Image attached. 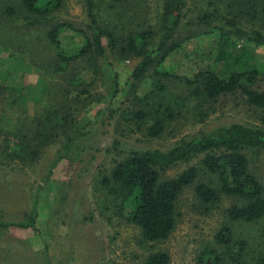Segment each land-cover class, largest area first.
Returning a JSON list of instances; mask_svg holds the SVG:
<instances>
[{
    "label": "rangeland",
    "instance_id": "obj_1",
    "mask_svg": "<svg viewBox=\"0 0 264 264\" xmlns=\"http://www.w3.org/2000/svg\"><path fill=\"white\" fill-rule=\"evenodd\" d=\"M162 1L141 3L153 25ZM212 2L207 0L198 8L214 10ZM228 4V0L219 4L221 12L229 11ZM9 6L17 10L13 18L6 15ZM55 15V22L65 20L87 30L81 0H64ZM22 16L18 0H0V264H144L157 251L168 253L170 264H214V257L206 252L219 251L216 236L230 221L227 210L241 202L226 195L216 205L200 200L195 192L200 183L216 185L214 176L203 169V156L165 175V179L174 178L191 166L200 171L196 183L180 196L176 229L163 242L142 245L140 230L116 214L99 182L134 151H167L182 140L235 123L264 127V108L251 104L242 90L203 100L177 77L162 80L166 91H156L154 68L134 89L132 74L141 58L121 59L109 50L98 62V74L87 58L57 70L55 48L46 37L50 27L27 29ZM240 22L264 32L263 21L245 16ZM190 31L182 28L178 33L182 48L159 67L163 72L192 78L199 69L212 65L218 35L193 30L200 31L199 36L183 41ZM84 44L80 33L66 30L61 34L62 48L69 55ZM234 54L236 62L239 59L264 73V48L237 39ZM252 89L264 93V75ZM159 101L164 107L171 105L174 118L160 137L151 138L146 134L147 124L139 127L127 121L128 112L150 110ZM48 110L72 114L68 135L42 149L33 163H23L13 153L21 151L22 135L33 127L34 117L41 118ZM246 153L252 173L264 186V151ZM31 216L36 218V229L27 228ZM230 226L234 241L247 243L249 258L264 252V218Z\"/></svg>",
    "mask_w": 264,
    "mask_h": 264
},
{
    "label": "trees",
    "instance_id": "obj_2",
    "mask_svg": "<svg viewBox=\"0 0 264 264\" xmlns=\"http://www.w3.org/2000/svg\"><path fill=\"white\" fill-rule=\"evenodd\" d=\"M18 1L23 11L24 27H50L46 37L55 48L57 70L63 64L87 58L95 74H98V62L107 57L109 50L121 59L141 58L132 74L131 86L134 89L154 68L153 76L158 78L154 82L156 91L165 92L167 86L162 80L177 77L203 100H216L242 90L251 104L264 108V93L252 89L264 73L258 67L250 69L239 59L236 62L234 54L237 39L264 48L262 29L245 28L240 22L245 16L249 20L264 22V0H228L227 13L221 12L224 9L220 6L225 0H213L216 5L214 10L207 6L198 8L207 0H196L199 4H195L194 0H163L155 25L149 22L141 4L147 0H81L86 31L65 20L55 22L58 20L55 13L63 8L64 0ZM5 12L11 18L17 15V10L11 6ZM182 28L191 30L183 41L199 36L200 31L193 30L205 29L208 35H218L212 65L199 69L192 78L168 74L159 68L182 48L183 42L177 40ZM66 30L80 33L85 38V44L76 54L69 55L62 48L61 34ZM45 113L41 118L34 117L32 129L22 135L21 151L13 153L23 163L39 159L42 149L57 142L70 128L71 113L58 110ZM128 115V122L135 121L139 127L147 124L146 134L151 138L160 137L167 122L174 118L171 105L164 107L161 101L150 110L142 108L128 112ZM114 148H119L118 141ZM255 150L264 151V127L235 123L212 134L202 133L182 140L167 151H134L118 162L111 176L103 177L99 186L106 192L105 198L116 209V214L125 217L140 230L142 245L163 242L176 229L180 196L196 183L200 171L191 166L174 178L165 179V175L179 164L203 156V169L214 176L216 185L213 186L212 182L200 183L195 190L200 200L206 205H216L222 195H226L241 202L227 210L230 221L216 236L219 251L209 250L206 254L214 257V264H264V252L249 258L247 243L234 241L230 226L234 222L253 223L264 218V186L252 173L246 153ZM25 152L27 154L23 155ZM35 226L36 218L31 216L27 228L36 229ZM144 264H170V256L162 251L152 252Z\"/></svg>",
    "mask_w": 264,
    "mask_h": 264
}]
</instances>
